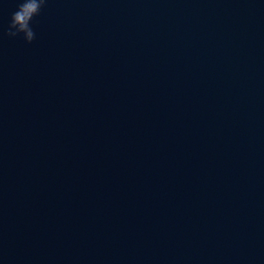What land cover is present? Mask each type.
Returning <instances> with one entry per match:
<instances>
[{"label":"water","instance_id":"obj_1","mask_svg":"<svg viewBox=\"0 0 264 264\" xmlns=\"http://www.w3.org/2000/svg\"><path fill=\"white\" fill-rule=\"evenodd\" d=\"M0 3V264H264V0Z\"/></svg>","mask_w":264,"mask_h":264},{"label":"clouds","instance_id":"obj_2","mask_svg":"<svg viewBox=\"0 0 264 264\" xmlns=\"http://www.w3.org/2000/svg\"><path fill=\"white\" fill-rule=\"evenodd\" d=\"M3 3V0H0ZM44 0H17L16 10L12 13L7 35L22 36L29 44L36 39L33 22L40 15Z\"/></svg>","mask_w":264,"mask_h":264}]
</instances>
